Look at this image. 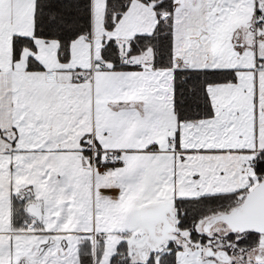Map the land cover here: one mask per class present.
<instances>
[{
  "label": "snow or ice",
  "instance_id": "6c2138e0",
  "mask_svg": "<svg viewBox=\"0 0 264 264\" xmlns=\"http://www.w3.org/2000/svg\"><path fill=\"white\" fill-rule=\"evenodd\" d=\"M0 264H264V0H0Z\"/></svg>",
  "mask_w": 264,
  "mask_h": 264
}]
</instances>
